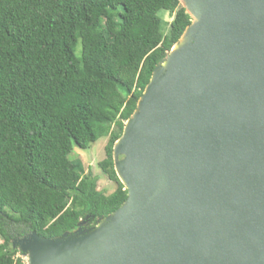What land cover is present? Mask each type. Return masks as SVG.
Returning <instances> with one entry per match:
<instances>
[{
	"label": "water",
	"instance_id": "water-1",
	"mask_svg": "<svg viewBox=\"0 0 264 264\" xmlns=\"http://www.w3.org/2000/svg\"><path fill=\"white\" fill-rule=\"evenodd\" d=\"M181 2L194 42L156 68L114 147L126 202L15 241L30 264H264V0Z\"/></svg>",
	"mask_w": 264,
	"mask_h": 264
},
{
	"label": "trees",
	"instance_id": "trees-1",
	"mask_svg": "<svg viewBox=\"0 0 264 264\" xmlns=\"http://www.w3.org/2000/svg\"><path fill=\"white\" fill-rule=\"evenodd\" d=\"M191 23L181 0H0V264H23L17 240L95 228L126 202L114 147ZM102 138L109 196L71 160Z\"/></svg>",
	"mask_w": 264,
	"mask_h": 264
},
{
	"label": "rangeland",
	"instance_id": "rangeland-1",
	"mask_svg": "<svg viewBox=\"0 0 264 264\" xmlns=\"http://www.w3.org/2000/svg\"><path fill=\"white\" fill-rule=\"evenodd\" d=\"M159 16L166 21L167 26L165 27V31H168V29L170 28V24L173 20V17H171L166 12H160ZM107 143L108 140L106 138H102L87 150H81L75 147L74 152L71 155V160L74 163L77 162L82 163L85 169V174L92 173L93 175L98 176L100 179L99 190L102 191L105 195L109 196L117 190V185L109 180V178L102 171L99 165L102 161L106 159ZM82 229L86 230L88 229V227L82 226ZM0 243H2L1 239H0ZM26 256L27 255L24 253L23 255L19 254V258H23V259L28 258V256L27 257Z\"/></svg>",
	"mask_w": 264,
	"mask_h": 264
},
{
	"label": "bare ground",
	"instance_id": "bare-ground-1",
	"mask_svg": "<svg viewBox=\"0 0 264 264\" xmlns=\"http://www.w3.org/2000/svg\"><path fill=\"white\" fill-rule=\"evenodd\" d=\"M185 1V0H183ZM196 30V26H193L192 28L188 29L183 37L181 38L180 42L173 48L172 57L175 53L179 52L186 46L192 45L194 42V31ZM170 65V61H167L166 63L163 64V70H167ZM118 145V143H117ZM119 146V145H118ZM118 174L122 180L123 183L126 184V181L121 173V171L118 169Z\"/></svg>",
	"mask_w": 264,
	"mask_h": 264
},
{
	"label": "built area",
	"instance_id": "built-area-1",
	"mask_svg": "<svg viewBox=\"0 0 264 264\" xmlns=\"http://www.w3.org/2000/svg\"><path fill=\"white\" fill-rule=\"evenodd\" d=\"M27 257V256H26ZM23 261V264H29V259L28 258H21Z\"/></svg>",
	"mask_w": 264,
	"mask_h": 264
},
{
	"label": "flooded vegetation",
	"instance_id": "flooded-vegetation-1",
	"mask_svg": "<svg viewBox=\"0 0 264 264\" xmlns=\"http://www.w3.org/2000/svg\"><path fill=\"white\" fill-rule=\"evenodd\" d=\"M84 228V227H83Z\"/></svg>",
	"mask_w": 264,
	"mask_h": 264
}]
</instances>
